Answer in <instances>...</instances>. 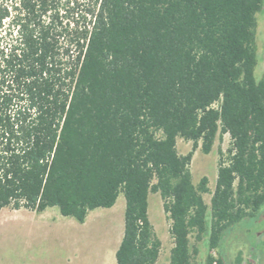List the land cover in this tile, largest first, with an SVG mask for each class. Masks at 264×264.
Wrapping results in <instances>:
<instances>
[{"label":"trees","instance_id":"1","mask_svg":"<svg viewBox=\"0 0 264 264\" xmlns=\"http://www.w3.org/2000/svg\"><path fill=\"white\" fill-rule=\"evenodd\" d=\"M263 4L0 0V211L56 207L83 223L122 194L115 264H156L147 200L157 193L168 264H193L189 235L205 232L208 188L206 177L192 183L191 160L228 135L204 263L224 264L212 252L264 204V77L254 76ZM177 138L192 143L184 156Z\"/></svg>","mask_w":264,"mask_h":264},{"label":"rangeland","instance_id":"2","mask_svg":"<svg viewBox=\"0 0 264 264\" xmlns=\"http://www.w3.org/2000/svg\"><path fill=\"white\" fill-rule=\"evenodd\" d=\"M254 76L257 82L264 77V4L256 16ZM191 147V142L176 139L180 156L190 152ZM228 147L229 136L220 139L218 134L208 154L202 152L199 144L191 160L192 183L197 186L200 179L206 177L208 188L202 195L207 206L205 232L200 239L195 232L189 235L193 264H204L210 253V199L215 186L218 152H225ZM147 202L148 218L161 244L156 264H168L173 239L163 212V201L159 194L150 193ZM124 207V197L119 194L113 207L89 212L83 223L61 216L56 207L40 214L3 209L0 211V264H115V252L123 234ZM212 255L221 257L224 264H264V204L255 217L232 226Z\"/></svg>","mask_w":264,"mask_h":264}]
</instances>
